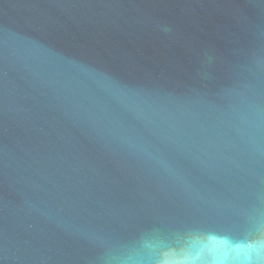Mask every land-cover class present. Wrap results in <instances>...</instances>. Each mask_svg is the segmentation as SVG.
<instances>
[{
	"label": "water",
	"instance_id": "obj_1",
	"mask_svg": "<svg viewBox=\"0 0 264 264\" xmlns=\"http://www.w3.org/2000/svg\"><path fill=\"white\" fill-rule=\"evenodd\" d=\"M0 264H264V0H0Z\"/></svg>",
	"mask_w": 264,
	"mask_h": 264
}]
</instances>
